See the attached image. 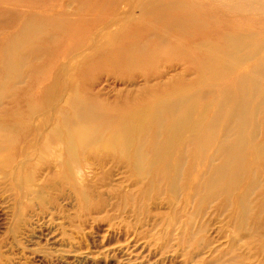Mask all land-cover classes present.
I'll return each mask as SVG.
<instances>
[{
  "label": "bare ground",
  "instance_id": "bare-ground-1",
  "mask_svg": "<svg viewBox=\"0 0 264 264\" xmlns=\"http://www.w3.org/2000/svg\"><path fill=\"white\" fill-rule=\"evenodd\" d=\"M62 3L0 16V190L11 219L27 198L41 206L47 181L84 207L89 190L121 194L98 185L122 164L137 187L126 201L166 204L158 217L179 247L197 254L194 224L219 217L227 244L239 243L221 258L244 264L247 250L264 263V26L234 23L264 25V0ZM105 67L124 89L91 78Z\"/></svg>",
  "mask_w": 264,
  "mask_h": 264
},
{
  "label": "rangeland",
  "instance_id": "rangeland-1",
  "mask_svg": "<svg viewBox=\"0 0 264 264\" xmlns=\"http://www.w3.org/2000/svg\"><path fill=\"white\" fill-rule=\"evenodd\" d=\"M94 1L98 0H79L80 3ZM62 2L63 0H0V3H7V7L15 5L13 9L0 7V16L2 20L11 17L22 20L29 16L31 4L37 9L40 6L48 10L54 7L53 11H58L64 8ZM74 5L75 3L69 8L74 9ZM92 14L111 16L100 10ZM234 23L255 30L264 26L237 20ZM4 25V22H0V30L5 29ZM81 28L92 31L95 26L81 25ZM61 38L64 40V37ZM53 49L63 51L62 41ZM104 69L106 67L94 72L91 78L108 90L125 88L126 84L115 82L113 75H106ZM111 168V179L97 185L113 189L121 186V194L99 197L97 191L89 190L88 199L91 202L88 200L87 207L82 206L80 199L77 200L74 196L69 203H65L64 196L59 194L64 187L63 183L47 181L48 187L53 190L40 197L41 206L33 207L32 199L27 198L21 205V213L12 220L11 204L4 199V192L0 190V264H229L221 256L225 251L227 253L228 247L236 248L239 243L227 244V231L224 228L226 224L220 222L219 217L218 220L207 217L197 219L194 226L203 241L198 244L201 247L199 252L190 254L189 245L179 247L173 240L174 236H165V228L158 216L169 213L167 205L162 204L159 199H152L141 200L135 207L136 201H126L130 200L129 197L133 198L137 188L135 183L126 182L125 167L122 164L111 165L108 169ZM119 197L122 199H118ZM98 202L100 206L95 208L94 205ZM238 254L245 259L246 264L261 263L247 250L238 251Z\"/></svg>",
  "mask_w": 264,
  "mask_h": 264
}]
</instances>
